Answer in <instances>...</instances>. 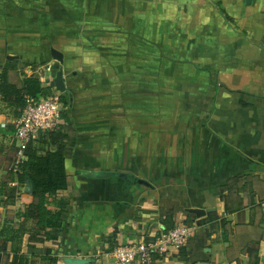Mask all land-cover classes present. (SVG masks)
Returning <instances> with one entry per match:
<instances>
[{
	"label": "crops",
	"instance_id": "0c3cea01",
	"mask_svg": "<svg viewBox=\"0 0 264 264\" xmlns=\"http://www.w3.org/2000/svg\"><path fill=\"white\" fill-rule=\"evenodd\" d=\"M60 69L61 232L26 216L0 98V264H116L181 222L187 244L150 264H264V0H0V72L21 87Z\"/></svg>",
	"mask_w": 264,
	"mask_h": 264
},
{
	"label": "trees",
	"instance_id": "16d2710c",
	"mask_svg": "<svg viewBox=\"0 0 264 264\" xmlns=\"http://www.w3.org/2000/svg\"><path fill=\"white\" fill-rule=\"evenodd\" d=\"M52 93L53 87H44L37 76H24L22 86L19 87L9 81L6 71L0 72L1 103H4L5 107H12L19 117L26 106L27 97L41 98ZM64 102L66 103V99ZM0 109L4 108L0 107ZM62 113V117H66ZM69 130L67 125L61 123L55 130L41 132L36 140L27 144L23 162L18 166L19 180L22 183L26 182V177L31 180L32 194L36 198V201L28 207L26 216L37 223V230H45L46 237L51 240L58 239L69 204L65 197L60 196V193L67 188V173L64 166L66 143L70 137ZM47 196L56 198L60 208L58 211L48 208ZM13 264H16V261Z\"/></svg>",
	"mask_w": 264,
	"mask_h": 264
},
{
	"label": "built area",
	"instance_id": "2783aa9c",
	"mask_svg": "<svg viewBox=\"0 0 264 264\" xmlns=\"http://www.w3.org/2000/svg\"><path fill=\"white\" fill-rule=\"evenodd\" d=\"M40 79L42 84L53 87V93L41 98L27 97L26 106L15 126L14 137L20 143L17 165L23 162L24 149L30 141L36 140L41 132L57 129L62 123L61 94L54 91L56 87L53 86V78L40 76ZM193 230V226L181 222L166 232L140 242L120 245L113 250L111 257L116 264H134L136 261L139 264H150L156 255L185 246Z\"/></svg>",
	"mask_w": 264,
	"mask_h": 264
},
{
	"label": "water",
	"instance_id": "95a60500",
	"mask_svg": "<svg viewBox=\"0 0 264 264\" xmlns=\"http://www.w3.org/2000/svg\"><path fill=\"white\" fill-rule=\"evenodd\" d=\"M52 54H53V56L56 59L62 60L61 54L56 52V50L53 49L52 50ZM54 84H55L56 89H58L59 91H62V92L65 91V83H64V79H63V71L61 69L58 70L56 75H55ZM121 175H124V174H121ZM135 181L139 182V183L148 184V182L146 180L141 179V178H137V179H135ZM25 192H29V193L33 192L32 183H31V180L28 177H26ZM191 211L195 212L198 215H202V214L205 213L204 210L199 209V208H192ZM85 263H86L85 259H70L69 258L67 260V264H85Z\"/></svg>",
	"mask_w": 264,
	"mask_h": 264
}]
</instances>
